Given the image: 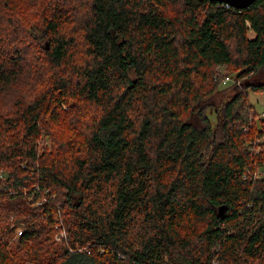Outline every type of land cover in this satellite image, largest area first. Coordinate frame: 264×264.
<instances>
[{
	"label": "trees",
	"instance_id": "obj_1",
	"mask_svg": "<svg viewBox=\"0 0 264 264\" xmlns=\"http://www.w3.org/2000/svg\"><path fill=\"white\" fill-rule=\"evenodd\" d=\"M262 70L264 0H0V264H264Z\"/></svg>",
	"mask_w": 264,
	"mask_h": 264
},
{
	"label": "rangeland",
	"instance_id": "obj_2",
	"mask_svg": "<svg viewBox=\"0 0 264 264\" xmlns=\"http://www.w3.org/2000/svg\"><path fill=\"white\" fill-rule=\"evenodd\" d=\"M252 35H253L252 31H250V36H252ZM217 70L219 71L220 74H222V76H224V77L226 76L223 81L221 80V84L218 86V87H220L221 90L225 91L229 87H231L230 85L233 83L234 78H235V76H234L235 73H233V72H236V71H228L227 67L224 66V65L218 66ZM261 74H264V70H262L259 73V76ZM249 99H250L251 103L255 105V108H256L257 111H259V113L260 112H264V94L263 93L250 91L249 92ZM69 112L73 113V112H75V110L74 109H72V110L70 109V111H69V109H68L67 113L70 115ZM208 115H209L212 123L216 124L217 115H216V113L214 112L213 109H209ZM85 130H87V128H85ZM58 235L59 234H57L56 237H58Z\"/></svg>",
	"mask_w": 264,
	"mask_h": 264
},
{
	"label": "water",
	"instance_id": "obj_3",
	"mask_svg": "<svg viewBox=\"0 0 264 264\" xmlns=\"http://www.w3.org/2000/svg\"><path fill=\"white\" fill-rule=\"evenodd\" d=\"M211 1H218V2H222V3H227L233 7H236V8H247L251 4H253L254 1H256V0H211ZM48 47H49V44L46 45V48H48Z\"/></svg>",
	"mask_w": 264,
	"mask_h": 264
},
{
	"label": "built area",
	"instance_id": "obj_4",
	"mask_svg": "<svg viewBox=\"0 0 264 264\" xmlns=\"http://www.w3.org/2000/svg\"><path fill=\"white\" fill-rule=\"evenodd\" d=\"M229 5V4H227ZM211 264H218V262L216 260H214Z\"/></svg>",
	"mask_w": 264,
	"mask_h": 264
}]
</instances>
